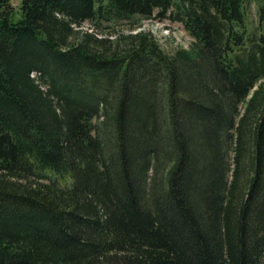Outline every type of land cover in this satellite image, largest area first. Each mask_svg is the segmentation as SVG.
Masks as SVG:
<instances>
[{
    "label": "trees",
    "instance_id": "1",
    "mask_svg": "<svg viewBox=\"0 0 264 264\" xmlns=\"http://www.w3.org/2000/svg\"><path fill=\"white\" fill-rule=\"evenodd\" d=\"M246 3L23 0L14 22L0 0V264H264ZM154 17L194 45L137 31Z\"/></svg>",
    "mask_w": 264,
    "mask_h": 264
},
{
    "label": "rangeland",
    "instance_id": "2",
    "mask_svg": "<svg viewBox=\"0 0 264 264\" xmlns=\"http://www.w3.org/2000/svg\"><path fill=\"white\" fill-rule=\"evenodd\" d=\"M22 1L23 0H11L14 7L11 19L14 22H17L22 18ZM263 6L264 0H247L245 12L249 31L264 33V18L261 15ZM127 25L128 23L122 22L120 25L116 26L115 30L127 32ZM92 27V22L87 21L85 22L83 29L91 30ZM139 30L150 31L156 37L161 47L170 54L175 53L179 48L189 49L195 43L194 38L184 29L181 23L174 22L170 19H159L158 17L144 19L141 26L137 28V31ZM242 107L244 108V104ZM65 179L67 182L70 181L69 177H66Z\"/></svg>",
    "mask_w": 264,
    "mask_h": 264
}]
</instances>
